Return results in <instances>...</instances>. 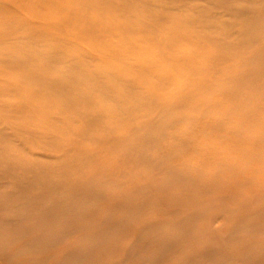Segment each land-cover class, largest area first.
<instances>
[{"label": "bare ground", "instance_id": "bare-ground-1", "mask_svg": "<svg viewBox=\"0 0 264 264\" xmlns=\"http://www.w3.org/2000/svg\"><path fill=\"white\" fill-rule=\"evenodd\" d=\"M200 130L208 177L169 162ZM236 150L264 162V0H0V264H264Z\"/></svg>", "mask_w": 264, "mask_h": 264}, {"label": "rangeland", "instance_id": "rangeland-1", "mask_svg": "<svg viewBox=\"0 0 264 264\" xmlns=\"http://www.w3.org/2000/svg\"><path fill=\"white\" fill-rule=\"evenodd\" d=\"M64 5H67V3H65ZM64 5H62V6L64 7ZM44 8H46V10H43L42 8H39L40 9L39 12H41L43 14L44 13L45 14L49 13L48 8L47 7H44ZM34 10H37V9H34ZM49 14H50L49 16L52 15V17L54 15L52 12H50ZM61 16H62V14L58 13V16H57L56 19L54 18V19L49 20V22L52 23L51 27H55V26L58 25V22H60L62 20ZM159 28L160 27H158V30H159ZM158 33H159V31H158ZM161 34L163 35V33H161ZM81 42H84V41H81ZM79 44H83V43H78V45ZM178 128H181V126H179ZM212 134L213 133H210V132H207V131L205 132V131H202V130L197 131V132H190L189 136H191L194 139V141L197 142L198 146H199V143L202 142V145H203V143L205 141H207L206 144H204L202 146V148H203L206 145L207 148L206 149L205 148L204 149H194V148H192L193 145L190 146V144H189L188 146H185L184 149H182V150L180 149L181 152L183 151L182 153L181 152L180 153H176L177 155L175 154V156H171L170 159H169V162L178 164V161L175 160V159H177V157H179V156H183V157H185V160L182 163H186V164H193V163L195 164L196 163V164H198L199 166L202 167V169H204V171H203V173L205 172L204 175L206 177H208V175H210L211 172L216 170V167H214V164L211 161L204 160L206 162L205 164H203L202 162L199 163V161H197V158H198V155H206V153H209L208 150L212 151L213 145L218 144L219 140L215 139L216 136L212 135ZM175 135L179 136V137H184L185 136V134H182V132L179 131V130L175 131ZM171 141H172V139L170 138V139H168L166 141L161 142V145L162 146H167V145L169 146L171 144ZM248 152H245V151H242V150L241 151L236 150V152L234 151L231 155L234 158H240V157L249 158L250 161L253 162L254 165L252 167L245 168V170L243 172L244 176L246 177L245 179L249 178L250 182L244 183L245 179L243 177V174H241L240 177L239 176L238 177L234 176L232 178H229L228 177L229 175L226 174L225 176L223 175V180L222 181H224V183H227V182L228 183L224 186V188H222V191H220V192L224 193L225 195H234V194H237V193H242V194L247 195L248 192L250 191V189H252L254 187H257V186L264 187L263 186V184H264V162H261L262 165L261 164H257L258 162H256L255 159L259 158L261 156L252 157L251 156L252 155L251 151H248ZM223 154H225V151H222V152L220 151V153H217V157L223 156ZM238 154H239V156H238ZM195 157H197V158H195ZM182 163H180V165ZM232 181H233V183H231ZM237 184H239V185H237ZM216 195H217V193L214 192V190L212 188L210 190V195H208V196H216ZM238 196H239V194H238ZM209 200H207V203H209ZM234 204L235 203L233 202V200H230V199L226 198V199L222 200L221 206L219 208H213L212 210H210L208 216H204L203 219H206V220L208 218L211 219L210 225H208V226H209L210 230H214V232L217 231L214 234H216V233H221L222 234L223 231H225V229H228L233 224V222L235 221V219H231V215H229L228 213L224 214V218L222 220L218 219V220L214 221L216 219V218H214V213H216L218 209H222V208L229 209L232 206H236ZM239 214H242V212H239ZM160 215H162V214L160 212H157L156 214L154 213L152 216L151 215H146V214L144 216H146V217L149 216L150 219H151L152 217L158 218Z\"/></svg>", "mask_w": 264, "mask_h": 264}]
</instances>
